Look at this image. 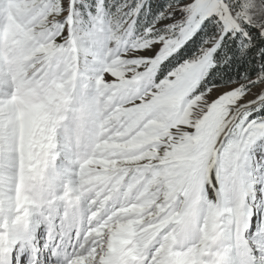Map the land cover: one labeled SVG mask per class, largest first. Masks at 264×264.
<instances>
[{"label":"snow or ice","instance_id":"obj_1","mask_svg":"<svg viewBox=\"0 0 264 264\" xmlns=\"http://www.w3.org/2000/svg\"><path fill=\"white\" fill-rule=\"evenodd\" d=\"M0 264H264V0H0Z\"/></svg>","mask_w":264,"mask_h":264}]
</instances>
